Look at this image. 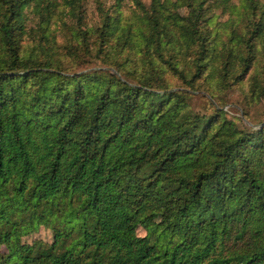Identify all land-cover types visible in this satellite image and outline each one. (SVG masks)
<instances>
[{"label":"trees","instance_id":"trees-1","mask_svg":"<svg viewBox=\"0 0 264 264\" xmlns=\"http://www.w3.org/2000/svg\"><path fill=\"white\" fill-rule=\"evenodd\" d=\"M108 1L0 0V264H264V124L187 100L264 99V0Z\"/></svg>","mask_w":264,"mask_h":264},{"label":"rangeland","instance_id":"rangeland-1","mask_svg":"<svg viewBox=\"0 0 264 264\" xmlns=\"http://www.w3.org/2000/svg\"><path fill=\"white\" fill-rule=\"evenodd\" d=\"M145 5L150 4V0H140ZM237 2V0H233ZM112 0L108 1V5L112 4ZM209 3H213V0H209ZM83 15L85 17V22L89 25H95L98 22V15L95 9L93 0H84L83 2ZM130 3L128 0H123V5L120 8L122 13L127 14L130 9ZM59 11L56 12V19H61L62 21L67 20L66 14H60ZM29 26H33L36 23V17L31 15ZM228 13H221L220 9L210 5L205 13V17L209 19L212 27L217 26L219 23L225 22L228 17ZM55 19V20H56ZM55 27V25H54ZM59 43L62 44V37L59 39ZM30 43V42H28ZM99 69L108 70L114 72L113 69L102 65L98 61L88 60L82 58L77 61L76 65H72L69 70L76 73H85L90 71H96ZM69 73V72H68ZM178 84L174 79L170 81L172 88H175ZM188 105L191 111L212 114L214 107H219L222 109L226 117L231 119L239 128H256L264 124V99L258 102H246L243 97V93L238 88L227 89L222 95L216 96L215 100L211 99L209 94L199 90H193L187 95ZM138 226L136 228L137 234L142 238H147L153 227L157 222L156 216H151L147 213L145 209H142L138 214ZM41 241L43 243L50 244L52 242V231L50 227L39 225L30 232L23 234L21 236L20 242L25 244H32L33 242ZM6 253V249L1 246L0 254Z\"/></svg>","mask_w":264,"mask_h":264}]
</instances>
